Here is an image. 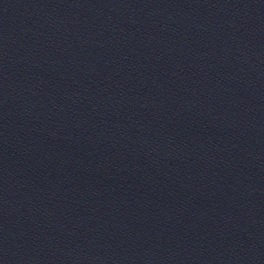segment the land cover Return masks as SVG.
Returning a JSON list of instances; mask_svg holds the SVG:
<instances>
[{
  "label": "water",
  "instance_id": "water-1",
  "mask_svg": "<svg viewBox=\"0 0 264 264\" xmlns=\"http://www.w3.org/2000/svg\"><path fill=\"white\" fill-rule=\"evenodd\" d=\"M0 264H264V0H0Z\"/></svg>",
  "mask_w": 264,
  "mask_h": 264
}]
</instances>
